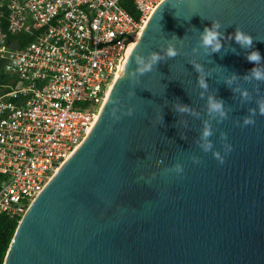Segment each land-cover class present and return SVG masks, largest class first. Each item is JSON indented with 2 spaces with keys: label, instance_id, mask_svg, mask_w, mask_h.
<instances>
[{
  "label": "water",
  "instance_id": "obj_1",
  "mask_svg": "<svg viewBox=\"0 0 264 264\" xmlns=\"http://www.w3.org/2000/svg\"><path fill=\"white\" fill-rule=\"evenodd\" d=\"M213 20L224 47L207 55L199 32ZM237 27L253 36L264 71V0L156 7L93 127L20 218L2 264H264V81L246 78L256 65L231 39ZM152 53L160 63L141 74L137 58L148 63ZM209 96L224 101L225 119L209 114ZM249 109L255 123L244 126Z\"/></svg>",
  "mask_w": 264,
  "mask_h": 264
},
{
  "label": "built area",
  "instance_id": "obj_2",
  "mask_svg": "<svg viewBox=\"0 0 264 264\" xmlns=\"http://www.w3.org/2000/svg\"><path fill=\"white\" fill-rule=\"evenodd\" d=\"M8 0L0 27V214L22 217L89 133L130 47L164 0Z\"/></svg>",
  "mask_w": 264,
  "mask_h": 264
},
{
  "label": "clouds",
  "instance_id": "obj_3",
  "mask_svg": "<svg viewBox=\"0 0 264 264\" xmlns=\"http://www.w3.org/2000/svg\"><path fill=\"white\" fill-rule=\"evenodd\" d=\"M222 28V25L219 21L213 20L211 23V26H206L204 30L199 32V46L205 50V53L207 55H212L213 53H219L221 49L224 47L222 40L223 36L220 32V29ZM235 40V42L240 45L241 48L251 51H247L246 59L254 63L256 66L253 67L247 74L246 78L251 80L254 78L257 81H264V71L261 70L258 65H261L262 63V57L259 52V50H254L253 49V44H254V39L251 34L246 33L244 30H242L240 27H237L235 29L234 35L232 36L231 39ZM178 39V38H176ZM233 52H235V49H233ZM178 54L177 48L175 45L171 42H169L167 48H166V57L171 59L176 57ZM161 61V56L157 53H152L148 63H145L143 60H140L137 58V63L140 65H143L139 71L141 74L151 72L153 69V66H157ZM196 71L198 73H201V75L198 78V85L199 87L203 89H207L208 85L205 82V79L203 78V69L199 66L196 65ZM225 84L227 86H231V79H226ZM203 98V97H202ZM246 98V94H245ZM258 105V112L260 115H264V100H258L257 101ZM175 111L179 113L186 112L188 109L186 106H181V105H174ZM207 109L209 114H217L221 120L226 118V113H225V105L224 101L222 99H217L215 96H209L207 100ZM249 116L244 117L243 119V125L247 126L250 124H254L255 120L252 118L257 114L256 110L249 109ZM132 113H129L131 115ZM212 131L211 129L205 125V127L202 130L201 133V140L204 141V143L201 144V147L204 152H209L212 150L213 145L209 140V137L212 136ZM221 140L222 141H227V134L222 133L221 134ZM232 150L231 145L226 146V152H230ZM213 155L215 158L219 160L221 164L224 163V157L221 156L219 152H213ZM192 160L196 163H199V158L193 157ZM173 171L177 173H182L184 171L183 166L180 163H177L172 169Z\"/></svg>",
  "mask_w": 264,
  "mask_h": 264
},
{
  "label": "trees",
  "instance_id": "obj_4",
  "mask_svg": "<svg viewBox=\"0 0 264 264\" xmlns=\"http://www.w3.org/2000/svg\"><path fill=\"white\" fill-rule=\"evenodd\" d=\"M8 0L2 1L0 4V27L2 31L7 33V17H8V9L6 7V3ZM121 4L124 8L131 13L134 17H137V12L133 6L131 0H121ZM7 41L9 39H17L18 44L13 45L15 47H21L25 43L31 41L33 39V35L28 32H22L18 34H10L7 33ZM8 76H6L5 72L3 71V67L0 64V84L7 80ZM2 181V175H0V183ZM21 217H8L4 214H0V264L3 263L6 251L8 249L10 240L15 232V229L18 225V222Z\"/></svg>",
  "mask_w": 264,
  "mask_h": 264
},
{
  "label": "bare ground",
  "instance_id": "obj_5",
  "mask_svg": "<svg viewBox=\"0 0 264 264\" xmlns=\"http://www.w3.org/2000/svg\"><path fill=\"white\" fill-rule=\"evenodd\" d=\"M144 28V27H143ZM140 36V35H139ZM139 36H138V38H139ZM138 38H137V41H138ZM137 41L130 47V49H129V53L131 52V50L134 48V46L136 45V43H137ZM129 53H127V55H126V57H125V59L127 58V56L129 55ZM125 59H124V61H125Z\"/></svg>",
  "mask_w": 264,
  "mask_h": 264
},
{
  "label": "rangeland",
  "instance_id": "obj_6",
  "mask_svg": "<svg viewBox=\"0 0 264 264\" xmlns=\"http://www.w3.org/2000/svg\"><path fill=\"white\" fill-rule=\"evenodd\" d=\"M2 1H4V0H0V4L2 3Z\"/></svg>",
  "mask_w": 264,
  "mask_h": 264
}]
</instances>
